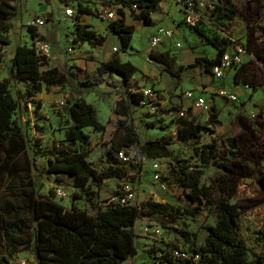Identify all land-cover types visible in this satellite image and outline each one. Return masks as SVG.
<instances>
[{
  "label": "rangeland",
  "instance_id": "374dc122",
  "mask_svg": "<svg viewBox=\"0 0 264 264\" xmlns=\"http://www.w3.org/2000/svg\"><path fill=\"white\" fill-rule=\"evenodd\" d=\"M8 1L16 5V14L11 19L12 26L9 31L0 32L2 37L10 41L7 45L0 43L4 53V60L0 65V79L9 81V90L17 99L18 107L14 117L29 139L28 155L34 159L32 177L39 194L49 196L53 193L54 199L65 208H70L74 204L94 214L99 208L107 206L112 200V193L117 189L132 191L130 200L132 203L145 200L177 203L182 188L168 183L167 189L162 190L153 179V162L158 160L161 163L163 175L171 161L169 158L144 159L141 175L126 182H120L116 178L105 179L100 184L90 181L88 191L81 192L79 196L73 195L74 192L79 193V190L74 187L72 177L47 171L48 159H53V152L57 149L68 150L79 146L84 149L88 147L86 160L92 167L100 169L108 165L107 157L111 151L117 119L114 110L116 101L121 97L122 88L120 82L110 76L108 83L94 88L83 89L74 79H70L65 86L53 87L43 84L40 92L29 94V84L16 82L10 78L9 65L17 44L35 42L27 26L36 18L44 20L43 24L35 26L39 28L37 33L44 37L43 42L50 46L51 52L48 57L51 65L64 70H72L76 66L81 69L83 75H89L94 72L96 62L103 59L100 52L108 50L112 54L118 53L113 51L114 46L119 52H126L132 61L140 64L141 72L134 75V85L151 89L158 101L156 108H151L146 103L137 106L132 113L141 140L161 136L173 138L177 119L190 118L188 110H191L193 119L198 123L205 122L212 112L216 113L215 120L219 121V124L212 126L213 132H203L199 142L217 140L220 157L223 155L240 160L246 165L248 173L234 178V192L229 200L239 207L241 236L250 245L257 242L252 248L255 256L264 252V90L258 91L259 95L255 98V88L244 90L242 93L243 90L237 87L235 89L239 92V102L224 99L219 94L218 87H215L210 95L204 94V87L214 86L215 80L210 73L196 72V75L195 73L191 75L190 72L193 70L190 64L193 63L192 55L198 52L202 53L203 57L213 56L211 46L193 27L183 25L177 27L173 39L169 42L170 51L174 53L173 67L179 73L177 77L170 76L163 66L148 58L147 51L150 36L161 26L159 24L166 26L165 22L157 20L154 24L141 28L129 9H124L123 18L125 23L133 24L136 29L132 33L130 46L124 50L118 35L111 31L107 32L109 19H105L99 13V8L106 9L107 3H110V9L116 10L119 7V0ZM79 1L89 7L92 13H84L85 16L81 14L82 18L66 17L64 8L68 6L75 8ZM194 2L195 9L200 15L198 28L205 36L228 40L229 51L233 49L234 43H238L253 54L248 61L245 57L242 58L240 78L252 82L253 86L259 82L264 83V0H230L234 9L230 18L223 17V4L220 0ZM169 7L172 8L171 5ZM166 10L165 1L164 6L156 11L160 20L166 17L164 15ZM76 23L93 29L99 36H105L104 46L75 43ZM178 41L182 42V48L175 46L174 43ZM197 43L201 45L197 46ZM69 46L72 47L70 52L67 51ZM179 65L188 67V73L179 72ZM226 84L230 85L231 82ZM189 90L202 95L209 108L192 107L190 99L186 96ZM73 94H79L91 103L98 120L104 124L101 131H93L90 127L84 129L89 135L88 143L84 145L79 142L70 144L65 139L69 123L64 108L67 98ZM60 101L64 104L61 105ZM192 146L193 141H188L174 143L169 149L175 157L190 166L200 165L193 156ZM133 155L132 151L127 162L137 165L138 160L134 159ZM136 168L137 166L132 173H136ZM203 170L201 182L210 188L212 199L218 200L217 178L223 175L224 171L218 162L207 164ZM21 184L19 179L4 176L0 185V202L10 200L24 206L22 201L14 197ZM57 189L64 194L59 196ZM215 221L212 204L205 205L197 216L166 218L160 214H152L139 218L134 226L137 252L125 260L124 264H151L152 248L168 251L171 246L184 243L180 231L187 233L190 243L201 246L205 241L206 227L215 224ZM157 230H160L159 234L156 233ZM11 234L18 240L29 239L28 233H20L16 229H12ZM184 245L189 249L186 243ZM0 256L3 258V264H21L22 261L25 264H36L27 243L14 249L8 240L1 238Z\"/></svg>",
  "mask_w": 264,
  "mask_h": 264
},
{
  "label": "trees",
  "instance_id": "16d2710c",
  "mask_svg": "<svg viewBox=\"0 0 264 264\" xmlns=\"http://www.w3.org/2000/svg\"><path fill=\"white\" fill-rule=\"evenodd\" d=\"M162 0H119L116 8L117 17L108 21V29L118 35L122 48L130 46L133 24L124 20V9L132 11L134 18L142 25H152L155 21L152 13L156 12ZM223 4V17L230 18L234 9L230 0H220ZM132 5L136 8L133 10ZM110 9V3L106 4ZM76 14L92 13L91 9L81 1L76 4ZM16 14V5L8 0H0V32L9 31L11 19ZM193 27L215 48L214 57L196 56L190 66H200L205 72L211 73L212 66L223 57L228 46V40L207 37L197 25ZM35 25H28L27 30L32 38L43 41L44 37L37 33ZM74 42L103 44L105 36H99L93 29H88L79 23L75 24ZM9 39L0 35L2 45L9 44ZM149 59L162 64L172 77L178 76L173 70V58L167 52L151 51ZM4 53L0 46V65ZM183 71L184 67H179ZM137 67L130 61H123L117 55L109 60L101 61L92 74L83 75L79 67L72 70L51 65L48 56L36 51L33 44H17L10 58L9 75L16 82L29 84L28 93L33 95L41 91L42 85L62 87L74 79L83 89L94 88L108 83L109 75L120 78L121 97L116 101V127L112 135L111 151L107 157L108 165L96 169L86 160L87 148L80 146L75 149L59 150L53 159H48L47 171L66 174L73 178V185L79 190L73 195L89 189V182L100 184L105 179L116 178L120 182L139 177L142 173L144 159L169 158L171 161L162 180L182 188L177 197V203L145 200L132 203L122 201L127 195L124 189L112 193V200L104 208H99L94 214L88 213L72 204L65 208L54 199V194L44 196L38 193L32 177L34 159L29 157V139L14 114L18 107L17 99L9 90V81L0 79V185L4 176L20 180L21 186L14 197L24 203L10 200L0 202V241L4 238L15 249L27 243L31 249L36 264H124V261L137 252L134 226L139 218L152 214H160L166 218L179 216H197L205 205H213L215 224L206 227L204 244L195 246L189 242L185 231H180L183 244H176L168 251L152 248L151 264H189L190 259L178 252L197 254V264H264V252L254 255L252 248L257 244H248L239 231V207L229 200L234 192V178L247 175L248 169L240 160L220 157L217 140L199 142L203 132H213L212 126L219 124L215 120V112L203 123L193 119L191 110L189 117L176 121L175 136H161L156 139L141 140L137 126L132 119V113L137 106L146 103L158 104L156 97H146L142 89L134 85L133 75ZM179 71V72H180ZM241 76V66L237 68L235 77ZM243 83L250 81L243 80ZM65 114L69 123L65 131L68 143L84 145L88 143L89 135L84 131L90 127L93 131L104 129L95 112V108L79 94L67 98ZM193 141V156L200 165L190 166L175 157L169 146L174 143ZM127 156L134 152L138 164L122 162L117 158L118 152ZM222 160V161H219ZM218 162L224 174L217 178L219 199L213 200L209 187L201 182L204 167ZM136 173H132L135 170ZM12 229L20 233H28L29 239L18 240L11 234ZM166 242V240L164 241ZM189 246L186 249L184 244ZM168 244V243H166ZM0 264L3 258L0 256Z\"/></svg>",
  "mask_w": 264,
  "mask_h": 264
},
{
  "label": "built area",
  "instance_id": "2783aa9c",
  "mask_svg": "<svg viewBox=\"0 0 264 264\" xmlns=\"http://www.w3.org/2000/svg\"><path fill=\"white\" fill-rule=\"evenodd\" d=\"M179 5H181L184 9L183 12V17L181 22L187 26H194L197 25L200 15L195 9V2L194 0H175ZM136 8L135 5H132V9L134 10ZM64 14L66 17H74L76 14V9L74 7H65L64 8ZM100 15H103L105 19H115L117 17L116 11L113 9H99ZM179 20H173L172 23L169 26H159L154 34H152L149 38V49H154L155 47L160 46L162 43H169L171 39H173L175 35V31L179 24L181 23ZM44 23V20L42 18H36L32 24L33 25H41ZM176 47H181L182 43L181 42H175L174 43ZM35 48L36 51L45 56H49L51 50L50 46L43 41H36L35 42ZM72 47H67V51H71ZM117 47H113V51H117ZM247 51L246 49L238 44L234 43L233 49L229 51L228 48L226 49L223 57L221 60L212 66L211 69V75L213 78L216 80H222L226 72L231 69V68H239L242 63V56L245 54ZM243 87L246 89H250L251 85L249 83H243ZM235 84L227 85V84H222L218 87L219 94L224 98L227 99L228 101L231 102H239V94L235 89ZM143 94L146 97H155L154 92L151 91L149 88H143L142 89ZM186 96L190 99V104L192 107H197L201 109H208V103L205 101L204 97L199 94H195L192 90H189L186 92ZM60 104L63 105L64 102L60 101ZM146 104V102H144ZM151 108H156L157 105L153 103H147ZM117 158L122 161L126 162L128 161L129 156L124 154L122 151L117 153ZM153 168V179L157 182L158 186L162 190H166L168 187V183L164 180H162V172L164 169L161 167V163L158 160H155L152 165ZM127 187V186H126ZM128 188V187H127ZM127 192V195L125 196L122 201L125 200H131L132 197V191L129 189H124ZM57 194L59 196H62L64 193L57 189L56 190ZM156 233H160V230H157ZM177 255H181L185 258H189L191 261L189 264H197L198 260V255H191L188 252H178L175 251ZM21 264H25L24 261L21 262Z\"/></svg>",
  "mask_w": 264,
  "mask_h": 264
},
{
  "label": "crops",
  "instance_id": "0c3cea01",
  "mask_svg": "<svg viewBox=\"0 0 264 264\" xmlns=\"http://www.w3.org/2000/svg\"><path fill=\"white\" fill-rule=\"evenodd\" d=\"M166 1V4H167V10L165 11V18H164V20H160L159 19V16H158V14H157V12H154V13H152V18H153V20L156 22L157 20L158 21H163V22H165V24L164 25H166V26H169L171 23H172V21L173 20H179L180 22H181V20H182V17H183V12H184V9H183V7L181 6V5H179L175 0H162L161 2H160V4H159V8H161V7H163L164 6V2ZM169 5H171L172 6V8L170 9V7H169ZM100 9V8H99ZM86 14H83V16H85ZM83 16H80V18H82ZM138 21V20H137ZM80 22H81V20H80ZM139 23H140V27L142 28L144 25H142V23L140 22V21H138ZM82 23V22H81ZM159 25H162V24H159ZM180 25H183V26H187V25H185V24H183L182 22L179 24V26ZM178 26V27H179ZM135 27V26H134ZM108 29V28H107ZM136 29V28H135ZM36 31H38L39 32V28H37L36 29ZM110 30L108 29L107 30V32H109ZM40 34V33H39ZM200 38V37H199ZM35 42L37 41V40H34ZM76 43H79V42H76ZM182 43V42H181ZM199 43V42H198ZM197 43V46H199V45H201V44H198ZM164 45H165V47H164ZM104 46V43L101 45V47H103ZM210 46H211V52H212V55L213 56H210V55H208L207 56V58H212V57H214V55H215V53H216V50H215V48L210 44ZM115 47V46H114ZM183 47V45L181 46V48ZM161 48V49H160ZM170 48H171V46H169V43H162L160 46H158V47H155L154 49H147V51H149V53L151 52V51H157V52H167L168 53V55L170 56V57H174L173 56V52H171L170 51ZM113 49V48H112ZM116 52H118L117 54H112L110 51H108V50H106V51H104V52H100L101 53V55H102V57H103V59H100V60H98L96 63H97V65L99 64V62H101V61H106V60H109L110 58H112L113 56H115V55H117L121 60H123V61H130L132 64H134L136 67H137V71L135 72V74L136 73H140L141 72V70H140V64H138V63H136V62H134V61H132L131 60V57H130V55L129 54H127L126 52H119V49H118V51H116ZM115 52V53H116ZM149 53H148V55H149ZM124 56H125V58H124ZM193 56V62H194V59H195V57L196 56H204L202 53H200V52H198L197 54H193L192 55ZM127 57V58H126ZM243 57H245L246 59H247V61L248 60H250L252 57H253V54L251 53V51L249 52H246L245 54H243V56H242V58ZM149 58V57H148ZM79 60V59H78ZM152 61V60H151ZM153 62H155V61H153ZM155 63H157V62H155ZM157 64H159V63H157ZM174 64V63H173ZM97 65H96V67H97ZM159 65H161L162 66V64H159ZM180 66H183V65H179V67ZM172 67H173V65H172ZM178 67V68H179ZM184 67V69H183V71H180V72H187V69H188V67H186V66H183ZM190 68L193 70L192 72H190L191 73V75H193V73H195V75H196V72L197 73H199V72H203V73H208V72H205L200 66H190ZM96 69V68H95ZM165 70V69H164ZM173 70L174 71H176L175 69H174V67H173ZM95 71V70H94ZM166 71V70H165ZM236 71H237V69L236 68H231V69H229L227 72H226V74L224 75V77H223V79L222 80H216L215 78H213L214 80H215V83H214V86L213 85H209V86H206V87H204V94H207V95H210L211 93H213V91H214V88L215 87H219L220 85H222V84H226V83H230L231 82V84H235V86H236V88L238 87V89H241V90H243L242 91V93H244V90L245 91H248V90H253L254 88H255V90H254V92H255V94H254V97L256 98V96H258L259 94L257 93L258 91H260V90H264V83L263 82H259L256 86H253V83L251 82V88L250 89H246V88H244L243 87V82H242V80H241V78H240V76H238V77H235V74H236ZM167 72V71H166ZM168 73V72H167ZM188 73V72H187ZM134 74V75H135ZM134 75H133V77H134ZM210 75H211V73H210ZM110 76H112V77H114L116 80H118L119 82H120V78L117 76V75H109L108 77H110ZM199 76V75H198ZM212 76V75H211ZM213 77V76H212ZM238 80H240L239 82H238ZM143 84H144V82H143ZM230 84V85H231ZM159 86V85H158ZM239 87H241V88H239ZM141 88H144L143 86L141 87ZM159 88V87H158ZM238 94H239V92H238ZM239 98H240V96H239Z\"/></svg>",
  "mask_w": 264,
  "mask_h": 264
}]
</instances>
